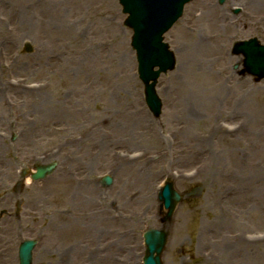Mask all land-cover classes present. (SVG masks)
<instances>
[{
	"label": "rangeland",
	"instance_id": "obj_1",
	"mask_svg": "<svg viewBox=\"0 0 264 264\" xmlns=\"http://www.w3.org/2000/svg\"><path fill=\"white\" fill-rule=\"evenodd\" d=\"M256 3L185 6L164 35L176 66L157 81L162 113L154 118L116 0H0V65L11 56L22 66L13 77L30 82L0 96V264H18L25 240L37 242L32 264H142V235L158 228L168 235L162 264H264V117L257 115L264 79L241 75L243 58L231 52L236 41L264 44V8ZM195 27L200 35L219 36L215 44L227 53V59L206 56L219 90L188 68L177 72L185 32ZM193 91L217 99L214 119H207L210 106L202 102L199 119L186 120L183 100ZM221 120L236 134L219 135L208 142V156L201 154L194 139ZM89 126L94 132L87 142H65ZM150 130L160 141H149ZM162 144L164 153L154 154ZM140 157L151 163L144 175L118 164ZM50 163L55 169L42 181L21 177ZM104 176L112 180L107 187ZM166 179L181 198L161 225L165 211L157 195Z\"/></svg>",
	"mask_w": 264,
	"mask_h": 264
},
{
	"label": "water",
	"instance_id": "obj_2",
	"mask_svg": "<svg viewBox=\"0 0 264 264\" xmlns=\"http://www.w3.org/2000/svg\"><path fill=\"white\" fill-rule=\"evenodd\" d=\"M123 12L129 16L126 25L133 30L131 47L136 51L139 79L144 85L145 102L155 117L160 114V101L155 95L154 87L160 73L172 70L175 65L173 54L168 46L162 42L163 34L181 16L185 3L190 0H119ZM222 1V0H221ZM233 53L244 56L245 72L264 78V46H260L255 39L248 42L236 43ZM157 68L155 71L154 69ZM33 180L44 178L54 169V165L36 166ZM107 185L111 180H104ZM159 200L167 210V220L171 217L179 195L172 189L170 182L166 183L159 194ZM166 242L163 231L149 230L144 234L146 246L143 264H161L160 255ZM35 241H24L18 251L19 264H31V251Z\"/></svg>",
	"mask_w": 264,
	"mask_h": 264
},
{
	"label": "bare ground",
	"instance_id": "obj_3",
	"mask_svg": "<svg viewBox=\"0 0 264 264\" xmlns=\"http://www.w3.org/2000/svg\"><path fill=\"white\" fill-rule=\"evenodd\" d=\"M255 6V4H254ZM256 8H264V0H257L256 3ZM212 13L211 11H207ZM204 13V12H203ZM204 16V15H203ZM231 24L226 25V28H230ZM186 37H187V41L188 44L185 45L184 47V53L185 55L179 58V66L177 68V72L178 73H182L184 72L183 70L188 68L191 70V76H198V78L204 80V79H208L209 81L214 82V88L213 90H219V85L216 83L219 79L216 78L214 76V74L212 72H210L208 69H206V67L209 65V63H211L210 61H208V59H206V56L208 55H213L211 57H214V59H223V58H228L227 53L225 52V50L223 49L222 46L215 44L216 39L219 36H208L206 37L205 35H200L195 27L194 28H190L186 30ZM82 32L78 31L74 37L76 38V42L78 43L80 38L82 37ZM212 40L214 41L213 44H209L207 42V40ZM76 48V47H75ZM75 48L70 51L71 55L73 56V58L75 59V53H78ZM80 53H83V50L80 51ZM9 62H6L2 65H0V73H1V77H3L2 82L0 83V96H1V91L2 89H10L11 87L16 86L17 88H20L21 86L30 83L29 81L27 82L26 78L20 79V78H15L13 77V69L14 68H19L22 67L19 63H15L13 61V58L10 56V58L8 59ZM75 61V60H74ZM76 61H80V58ZM60 72V71H59ZM62 72H67V71H62ZM222 74V73H221ZM61 75V74H60ZM216 79V80H215ZM213 83V82H212ZM6 84V86H5ZM193 92H190L187 100H183V102H185V107L182 109V114L185 115L186 120H188V122L193 123L196 120H198V113L200 112V104L202 102H206L208 103V105L210 106V111L208 114L207 119H214V113L216 111V101L215 97H213L212 95H209L208 93H204V94H193ZM63 99V98H62ZM220 99V98H219ZM5 100H3L2 98H0V102H4ZM66 101V100H65ZM241 103V100L237 101V105ZM194 105V113L191 111V109L189 108V105ZM1 106H4L3 104H0ZM205 112L207 111V109L205 108L204 110ZM211 111H214V113H212ZM50 112V111H48ZM224 116V114H222ZM230 114H226L227 118L229 117ZM233 117L239 115L238 113V109L235 108V110H233L232 112ZM257 115L258 118L260 120V118L264 117V104L263 106H259V108L257 109ZM184 118V117H183ZM258 123V122H257ZM243 128V124H240L239 126V130H241ZM181 131V128H179L177 130V132H175V135H179ZM211 132H206V134H204L202 137L197 136L195 140V148L197 150V147H202L203 149H201V154H208L207 152V144L209 141H213L216 137H218L219 135H222L223 138H225L226 136H230L231 134H236V131L229 128L228 124L225 120H221L219 121V127L217 125L212 126L210 128ZM94 132V129L92 126L86 127L83 131V133H79L76 136H69L67 137L65 140V142L67 144H71V143H75V142H82L85 143L88 141V136L90 132ZM232 132V133H231ZM149 135V141L151 139H153L154 141L158 142L160 141V139L157 137V134L153 131L150 130L148 132ZM70 142H68L67 141ZM156 148L158 149L157 151H153L154 154H163L164 153V149H163V144L160 146H156ZM193 151V150H192ZM112 154H114L116 157L120 156L119 153H117L116 151L112 150ZM194 154H196V152H194ZM208 156V155H207ZM115 157V158H116ZM148 159V157H140L138 158L136 161H134L133 163H126V160L123 161H118V164H120V167L123 168V166H134L137 167V173H141L142 175H144V173H146L147 168L145 166H147V164H151L148 162H143V159ZM204 163H206L207 161L211 162V157L206 158L203 157ZM204 163L202 162L203 167H207L204 166ZM211 168V165L208 166V169ZM136 173V172H134ZM208 176V174L206 175ZM143 201H147V199L142 198ZM237 240H239L238 242H240L241 240L239 239V237H236ZM250 244H247L246 246H249Z\"/></svg>",
	"mask_w": 264,
	"mask_h": 264
}]
</instances>
